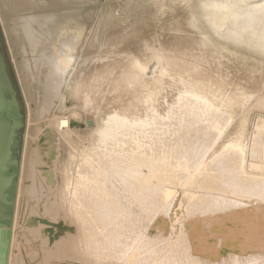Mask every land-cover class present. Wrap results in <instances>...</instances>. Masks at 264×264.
<instances>
[{
  "label": "rangeland",
  "instance_id": "374dc122",
  "mask_svg": "<svg viewBox=\"0 0 264 264\" xmlns=\"http://www.w3.org/2000/svg\"><path fill=\"white\" fill-rule=\"evenodd\" d=\"M10 1L24 126L7 264H264V0ZM221 3L236 13L215 29ZM19 14L61 53L36 64ZM53 60L43 115L36 79ZM114 113L131 124L98 138Z\"/></svg>",
  "mask_w": 264,
  "mask_h": 264
},
{
  "label": "bare ground",
  "instance_id": "6f19581e",
  "mask_svg": "<svg viewBox=\"0 0 264 264\" xmlns=\"http://www.w3.org/2000/svg\"><path fill=\"white\" fill-rule=\"evenodd\" d=\"M4 1V3H5V5H4V8H6V9H9L8 7L10 6V7H12V5H11V1L8 3V0H3ZM12 1H14V0H12ZM19 2L21 1V0H18ZM18 1H17V3L16 2H14V4H15V7H16V5L18 4ZM8 4H9V6H8ZM204 4V3H203ZM233 5H234V3L233 4H230V5H224V4H222L221 3V5H217V6H215L214 5V7H212L214 10H218L219 12H221L222 11V17L220 18V17H218L217 15V13H215V14H217L216 16L215 15H211L210 14V16H209V20H210V23L211 24H214V25H216L214 28L215 29H219L218 28V26L217 25H220L221 23H222V21H223V19H224V17H226L227 15H232V14H235L236 12L234 11V9H233ZM14 7V8H15ZM212 11V10H211ZM217 11V12H218ZM37 23L38 22H36V20H35V17H33V16H31V15H22V14H19V16H18V18H17V23H16V30L18 31V32H20L21 33V39L24 41V43H25V53H27V54H31V58H32V56H33V59H34V62L36 63V64H39V63H43L44 62V59H51V58H55V56L57 55V54H60L61 53V50L59 49V47H57L56 46V44H57V42H54L53 40L51 41V43H48V42H45L44 41V39H45V36H43L42 35V32H40V30L39 29H37L36 30V27H35V24H36V26H37ZM38 28V27H37ZM228 30H232V31H234L233 29H230V28H228ZM46 32V31H45ZM251 32H252V34L253 35H255V30L253 29V30H251ZM258 34V33H257ZM256 34V35H257ZM256 40H257V42H258V46L261 48V49H264V29H262L261 31H260V34H258V36H256ZM45 43V44H44ZM43 44V45H42ZM39 45H41V46H39ZM36 46H37V55H36ZM56 47H57V49H56ZM52 62V63H51ZM47 63H51V66H52V68L51 67H49L48 66V64H46V67H45V69H46V71H44V75H43V78L41 79V78H39V79H36V82H37V85L39 86V87H41V91H40V94H41V97H42V100H40V107H39V109H41V111H43L42 112V114L44 115V113H46V112H49L48 110H49V108L51 107V105H50V103H51V99H53V98H55V94H54V92L57 90V88H58V83H57V81H55V79L57 80V78H58V73H60L59 71H60V68H58V65H59V61H50V62H47ZM44 65V64H43ZM40 68V65L38 66V69ZM143 70V69H142ZM42 71H43V69H42ZM60 85V84H59ZM59 90V89H58ZM186 91V90H185ZM184 92V91H183ZM187 93V92H186ZM189 93V92H188ZM187 93V94H188ZM54 94V95H53ZM180 94H182V93H180ZM198 94V93H197ZM210 94V93H209ZM193 95V94H192ZM191 95V93H190V96H192ZM185 96V95H184ZM190 96H188L187 95V97H190ZM200 96V95H199ZM198 96V98H200ZM196 98H197V96H195ZM178 98V97H177ZM193 98H194V95H193ZM198 98H197V101H198ZM252 98V97H251ZM39 99V98H38ZM189 99V98H188ZM191 99H192V97H191ZM205 99V98H204ZM199 100H201V99H199ZM37 101V100H36ZM183 101V100H182ZM164 102H165V99H164ZM179 102V101H178ZM195 102H196V100H195ZM205 102H207L208 103V101H205ZM204 102V103H205ZM203 103V104H204ZM210 103V102H209ZM202 104V103H201ZM200 104V105H201ZM211 104V103H210ZM38 105V106H39ZM200 105H198V107L200 106ZM209 105V104H208ZM177 106V105H176ZM213 106V105H212ZM197 107V108H198ZM191 109H192V107H190ZM190 108H188L187 110L189 111L190 110ZM194 108H196V105L193 107V109ZM172 109V108H171ZM200 110L202 109V107H200L199 108ZM219 109V108H218ZM217 109V110H218ZM195 110V109H194ZM216 110V111H217ZM169 111V110H168ZM199 111V110H198ZM202 111V110H201ZM152 112H154V111H152ZM214 112V111H213ZM213 112H211V113H213ZM177 113V112H176ZM196 113V115H197V112H195ZM158 114V113H157ZM170 114V113H169ZM168 114V115H169ZM153 115V114H152ZM174 115V114H173ZM186 115V114H185ZM189 115V114H188ZM201 115V114H200ZM184 116V115H183ZM191 116V115H190ZM193 116H195L194 115V113H193ZM202 116H204L205 117V115H202ZM44 117V116H43ZM199 117V116H198ZM128 118H126V117H124V116H121V115H118V114H116V113H114L113 115H108V116H105V118H102V120H101V124H100V126H99V128H97V130H98V135L97 136H99L98 138H100V137H107V136H110L111 134H114V132H116V131H118V129L121 127V126H124L125 124H126V126H127V124H131L130 123V121H128L127 120ZM147 119V118H146ZM57 120H59V121H57L58 123V126H60V128H64L65 126V120L64 119H62V118H60V119H57ZM134 120V119H133ZM149 120H151V119H149ZM147 122V121H146ZM145 122V123H146ZM175 122V121H174ZM190 122V121H189ZM149 124V123H148ZM147 124V125H148ZM145 125V124H144ZM140 126H142V125H140ZM136 127V126H135ZM214 128V127H213ZM131 129V128H130ZM129 129V130H130ZM142 129H143V127H142ZM177 130V129H176ZM175 130V131H176ZM218 130V129H217ZM123 131V130H122ZM173 131V130H172ZM177 131H179V130H177ZM141 132V131H140ZM174 132V131H173ZM168 133V132H167ZM170 133V132H169ZM95 134V133H94ZM163 135H164V133H163ZM78 136V135H77ZM130 136H131V133H130ZM177 137V136H176ZM97 139V138H96ZM95 139V140H96ZM141 139V138H140ZM166 139V138H165ZM113 140V139H112ZM97 141V140H96ZM167 141V140H166ZM182 141V140H181ZM101 142V141H100ZM114 142V141H113ZM112 142V143H113ZM116 142V141H115ZM118 142V141H117ZM128 142V141H127ZM96 143V142H95ZM117 144V143H116ZM122 144V143H121ZM126 144V143H125ZM226 144V143H225ZM232 144V143H231ZM231 144H229V145H231ZM129 145V144H128ZM137 145V144H136ZM157 145V144H156ZM226 145H228V144H226ZM229 145L227 146V147H229ZM254 145H256V144H254ZM70 146V145H69ZM122 146V145H121ZM149 146V145H148ZM160 146V145H159ZM225 147V146H224ZM239 147V146H238ZM142 148V147H141ZM174 148V147H173ZM232 148V147H231ZM231 148H229L230 150H232ZM258 148V147H257ZM82 149H83V147H82ZM93 149V148H92ZM95 149V148H94ZM162 149H163V147H162ZM166 149V148H165ZM228 149V150H229ZM237 148H235V149H233V150H236ZM254 149V148H253ZM147 150V149H146ZM91 151V150H90ZM236 151H239V148H238V150H236ZM241 151V150H240ZM99 152V151H98ZM142 152V151H141ZM228 152V151H227ZM77 153V152H76ZM90 153V152H89ZM122 153V152H121ZM130 153V152H129ZM170 153V152H169ZM176 153V152H175ZM237 153V152H236ZM242 153V152H241ZM105 154V153H104ZM108 154V153H107ZM152 154V153H151ZM160 154V153H159ZM173 154V153H172ZM184 154V153H183ZM182 154V155H183ZM78 155V154H77ZM80 155V154H79ZM96 156H97V154H95ZM144 156V155H143ZM159 156V155H158ZM173 156V155H172ZM81 158V160H79V161H83L82 160V155L80 156ZM93 157H94V155H93ZM99 157V156H98ZM106 157V156H105ZM149 157V156H148ZM157 157V156H156ZM166 157V156H165ZM176 157V156H175ZM183 157V156H182ZM87 158V157H86ZM86 158L84 159V157H83V159H84V163H85V160H86ZM91 158V157H90ZM103 158V157H102ZM169 158V157H168ZM171 158V157H170ZM88 159V158H87ZM123 159V158H122ZM155 159V158H154ZM181 159V158H180ZM157 160V159H156ZM167 160V159H166ZM172 160V159H171ZM182 160V159H181ZM180 160V161H181ZM184 160V159H183ZM186 160V159H185ZM87 161H89V160H87ZM102 161V160H101ZM126 161V160H125ZM168 161V160H167ZM87 163H89V162H87ZM93 163H95V162H93ZM123 163V162H122ZM168 163V162H167ZM178 163V162H177ZM242 163V162H241ZM82 164V163H81ZM98 164V163H97ZM111 164V163H110ZM85 165V164H84ZM180 165V164H179ZM178 165V166H179ZM255 165V164H254ZM89 166H90V163H89ZM104 166V165H103ZM257 166V165H256ZM92 167V166H91ZM132 167V166H131ZM134 168V167H133ZM184 168V167H183ZM256 168V167H255ZM91 169V168H90ZM93 169V168H92ZM198 169V168H197ZM94 170H95V168H94ZM181 170V169H180ZM242 170V169H241ZM80 171V170H79ZM92 171V170H91ZM94 172V171H93ZM196 172H197V174H198V171L196 170ZM200 172V171H199ZM201 173V172H200ZM80 176V175H79ZM88 176V175H87ZM197 176V175H196ZM252 176V175H251ZM95 177V176H94ZM93 177V178H94ZM97 177V176H96ZM95 177V178H96ZM192 177H194V175L192 176ZM254 177V176H253ZM84 178V177H83ZM97 179H99V178H97ZM83 181V180H82ZM86 180H84L83 182H85ZM264 181V180H263ZM79 182V181H78ZM89 183V182H88ZM102 183V182H101ZM105 183V182H104ZM79 184V183H78ZM92 184V183H91ZM257 184V183H256ZM80 185V184H79ZM104 185H106V184H104ZM96 186V185H95ZM102 186H103V184H102ZM88 188V187H87ZM91 188V187H90ZM101 188V187H100ZM84 189V188H83ZM71 190V189H70ZM73 190V189H72ZM89 190V189H88ZM91 190V189H90ZM97 191V190H96ZM64 192V191H63ZM98 192V191H97ZM65 193V192H64ZM93 193L94 192H92V195H93ZM96 193V192H95ZM68 194V193H67ZM76 194H77V192H76ZM81 194V193H80ZM69 195V194H68ZM73 196H74V193H73ZM96 196V195H95ZM97 197V196H96ZM101 197H102V195H101ZM72 199V198H71ZM76 199V198H75ZM96 199V198H95ZM98 199V198H97ZM105 203V202H104ZM67 204V203H66ZM107 204V203H106ZM72 205V204H71ZM61 206H62V201H61ZM60 206V207H61ZM97 206V205H96ZM108 206V205H107ZM72 207V206H71ZM73 207H75V206H73ZM77 208H78V206H76ZM63 208V207H62ZM62 208H60L61 209V211H63L64 210V208H63V210H62ZM59 209V208H58ZM82 209V208H81ZM85 209V208H84ZM58 211V210H57ZM84 211V210H83ZM64 212V211H63ZM73 212V211H72ZM101 212V211H100ZM93 213V212H92ZM99 214V213H98ZM91 215V214H90ZM83 216V215H82ZM111 216V215H110ZM73 218V217H72ZM91 218V217H90ZM89 218V219H90ZM94 219V218H93ZM71 220V219H70ZM89 221V220H88ZM74 222V221H73ZM13 223V222H12ZM78 224V223H77ZM80 224V223H79ZM93 224V223H92ZM75 225H76V223H75ZM12 226V225H11ZM95 226V225H94ZM117 227V226H116ZM78 228H79V225H78ZM81 230V229H80ZM101 230V229H100ZM82 231V230H81ZM85 232V231H84ZM88 232V231H87ZM86 232V233H87ZM79 233H80V231H79ZM93 233V232H92ZM82 234V233H81ZM110 234H112V233H110ZM97 237H98V235H97ZM78 238H80V237H78ZM86 238V237H85ZM82 239V238H81ZM98 240V239H97ZM79 241V240H78ZM91 241V240H90ZM82 242V241H81ZM99 242H100V240H99ZM84 243V242H83ZM83 243H82V245H83ZM89 243V242H88ZM78 244V243H77ZM81 244V243H80ZM92 244V243H91ZM0 245H1V243H0ZM75 245H76V243H75ZM89 245V244H88ZM93 245V244H92ZM76 246H78V245H76ZM89 247V246H88ZM97 247V246H96ZM102 247V246H101ZM107 247V246H106ZM72 248V247H71ZM77 248V247H76ZM93 248H95V247H93ZM79 249V248H78ZM77 249V253H78V250ZM81 249V248H80ZM82 249H84V248H82ZM76 250V249H75ZM74 250V251H75ZM94 250V249H93ZM101 250V249H100ZM100 250H99V252H100ZM74 251H72V252H74ZM83 251V250H82ZM81 252V251H80ZM86 252H88V251H86ZM90 252V251H89ZM100 253H102V252H100ZM99 253V254H100ZM80 254V253H79ZM81 254H82V252H81ZM98 254V255H99ZM8 261V260H7Z\"/></svg>",
  "mask_w": 264,
  "mask_h": 264
},
{
  "label": "water",
  "instance_id": "95a60500",
  "mask_svg": "<svg viewBox=\"0 0 264 264\" xmlns=\"http://www.w3.org/2000/svg\"><path fill=\"white\" fill-rule=\"evenodd\" d=\"M3 39L0 30V43ZM11 67V62L5 59L0 49V264H7L9 255L21 129L24 126L23 106L13 87L15 78L10 73Z\"/></svg>",
  "mask_w": 264,
  "mask_h": 264
},
{
  "label": "trees",
  "instance_id": "16d2710c",
  "mask_svg": "<svg viewBox=\"0 0 264 264\" xmlns=\"http://www.w3.org/2000/svg\"><path fill=\"white\" fill-rule=\"evenodd\" d=\"M0 49H1V51H3L4 57H5V59L7 60V59H8V58H7V53H6V51L4 50L3 41H1V43H0ZM10 73H11V75H12V70H10ZM13 87L16 89V92H17L16 95H17V98H18L19 103H20V96L18 95V89L16 88L15 83H13Z\"/></svg>",
  "mask_w": 264,
  "mask_h": 264
}]
</instances>
